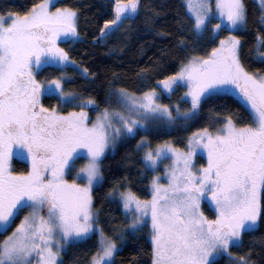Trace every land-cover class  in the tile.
I'll return each instance as SVG.
<instances>
[{
    "label": "snow or ice",
    "instance_id": "snow-or-ice-1",
    "mask_svg": "<svg viewBox=\"0 0 264 264\" xmlns=\"http://www.w3.org/2000/svg\"><path fill=\"white\" fill-rule=\"evenodd\" d=\"M140 7L141 0H115L114 15L104 21L97 39L112 37L136 18ZM184 7L187 23H179L206 41L204 54H186L174 74L140 96L111 88L102 111L94 98L65 90L70 78L64 69L76 61L59 44L79 40L78 10L39 0L24 13H0V235L5 237L0 264H62L59 255L66 245L93 238L96 245L86 264H115L124 234L116 229L106 234L93 200L103 181L106 152L118 140L148 133L149 125L187 122L209 100L232 96L240 110L194 132L186 150L168 141L153 148L147 136L136 144L146 169L172 161L165 169L166 183L160 176L152 178L150 199H141L124 184L113 187L105 199L122 206L121 227L130 234L149 230L150 264H216L220 254L230 257L231 264H257L251 252L233 258L231 251L264 225V71L245 66L248 7L245 0H185ZM257 25L256 59L264 63V10ZM180 44L184 52L188 45ZM45 66H56L61 75L39 80ZM82 74L92 75L87 68ZM180 88L186 89L180 100L189 108L160 103ZM45 95L56 98L57 106L45 107ZM60 105L79 111L61 114ZM89 108L99 113L94 121ZM199 153L206 154L207 164L196 169L193 160ZM15 158L27 160L30 170L17 173ZM80 160L85 163L77 170ZM205 199L214 203L215 219L201 211Z\"/></svg>",
    "mask_w": 264,
    "mask_h": 264
},
{
    "label": "trees",
    "instance_id": "trees-1",
    "mask_svg": "<svg viewBox=\"0 0 264 264\" xmlns=\"http://www.w3.org/2000/svg\"><path fill=\"white\" fill-rule=\"evenodd\" d=\"M36 2L39 0H0V13H24ZM245 3L249 11L248 32L243 41L244 53L249 57L245 60V66L251 71H264V63L256 59L258 53L255 51L257 21L262 9L256 0H245ZM184 4V0H141V7L134 20L126 21L112 37L97 39L104 21L113 16L112 0H56L57 7L78 10L79 40H63L59 44L76 61V66L64 69V74L70 78L65 90L85 98H94L102 111L106 107L104 101L111 88L122 87L129 92L142 94L150 87H156L157 81L166 75L174 74L186 54H204L206 41L199 40L190 26L183 27L179 23L180 20L187 23ZM180 41L188 45L184 52L180 51ZM210 50L211 46H207V51ZM84 68L92 75L85 77L82 74ZM59 75L61 72L56 66H45L37 78L43 81L46 77L56 78ZM184 91V88L177 89L170 98L163 96L161 102L169 105L180 103L183 111L190 107L180 100ZM41 99L45 107L57 106V99L53 96L45 95ZM113 107L119 106L113 102ZM59 108H63V105ZM239 110V101L235 96L226 100L214 98L187 122L171 127L164 123L149 125L148 133L140 132L135 138L118 140L114 149L109 148L101 165L103 181L101 186L94 189L93 200L95 207L101 209L99 226L105 229L106 234L113 235L112 229H116L126 236L125 244L114 258L115 264H150L151 259L149 230L145 228L135 235L130 234L126 228L121 227L125 225L122 207L105 199L113 187L121 184L131 186L141 199L150 198L153 174L144 166L142 150L136 148L138 141L147 136L152 147L168 141L176 147L184 148L187 138L200 128L208 127L213 118L222 119ZM200 161L202 159H198L199 163H203ZM12 167L18 173L29 170V165L20 158L13 159ZM203 208L211 215L212 209L207 202ZM4 238L0 235V240ZM96 240L93 238L79 246H68L63 253L62 264H86V257L94 250ZM231 251L233 258L251 252L252 259L260 264L264 260V225L244 237L243 247ZM216 264H231V258L222 257L216 260Z\"/></svg>",
    "mask_w": 264,
    "mask_h": 264
},
{
    "label": "rangeland",
    "instance_id": "rangeland-1",
    "mask_svg": "<svg viewBox=\"0 0 264 264\" xmlns=\"http://www.w3.org/2000/svg\"><path fill=\"white\" fill-rule=\"evenodd\" d=\"M196 2V0H193V3H195ZM256 2H257V4H258V6L262 9V10H264V5H262L261 4V2H260V0H256ZM184 3H185V0H184ZM62 40H63V38H62ZM186 90V89H185ZM137 96H140V95H142V94H136ZM85 98V97H84ZM160 103H162L161 102V100H160ZM164 104V103H163ZM68 108H66V106L65 105H63V108H59L58 109V111L59 112H61V114H67L69 111H79V109L78 108H74V107H72V106H67ZM87 111H88V113H89V117H90V119L91 120H95L96 119V116L99 114L98 113V111L96 110V109H94V108H89V109H87ZM197 132V131H196ZM141 140V139H140ZM139 140V141H140ZM139 141H138V143H139ZM159 144H161V143H159ZM156 146V145H155ZM154 146V147H155ZM153 147V148H154ZM176 147V146H175ZM176 148H179V147H176ZM179 149H184V150H186V148L184 147V148H179ZM108 152V151H107ZM106 152V153H107ZM142 153H143V151H142ZM144 154V153H143ZM143 154H142V156H143ZM198 159H202V161H200V162H203V163H199L198 162ZM23 161L24 162H26L28 165H29V170H30V163L27 161V160H24L23 159ZM85 163V161L84 160H80V161H78L77 163H76V165H75V168L78 170L83 164ZM172 163V161L171 160H164L162 163H160L159 165H158V168L156 169V170H150V169H148V170H150L151 172H152V178L153 177H155V176H160V177H162V180H161V182L162 183H166L167 182V180H166V177H165V169L168 167V165H170ZM193 163H194V165H195V168L196 169H199L200 167H202V166H206V164H207V157H206V154H204V153H199L195 158H194V160H193ZM101 165H102V163H101ZM28 170V171H29ZM102 171V170H101ZM18 173V172H17ZM75 177V171H73L72 173H71V175L68 177V179L69 180H71L72 178H74ZM151 185V184H150ZM150 198H151V193H150ZM150 198H148V199H150ZM205 202H207L208 204H209V206H210V208L214 211V213L216 214V209H215V205H214V203H212L211 201H210V199H205V200H203L202 202H201V211L204 213V215L205 216H207L209 219H211L212 217H211V215L210 214H208L205 210H204V208H203V205H204V203ZM122 207V206H121ZM122 211L124 212V210H123V208H122ZM45 215H46V210H45V213H44ZM24 215H27V211L24 213ZM215 218H216V216H215ZM214 218V219H215ZM21 219H22V216H21ZM128 220H129V222H130V220H131V216L129 215V217H128ZM19 223V220H18V222H17V224ZM13 230H14V227H13ZM11 234V231L9 232V235ZM149 239H150V237H149ZM125 241H126V236H124V238H123V240H120L119 242H118V247H119V250L122 248V246L125 244ZM67 245L64 247V249L60 252V255H59V260L60 261H62V258H63V253L66 251V249H67ZM223 255H225V254H220V255H218L217 257H216V260H218V259H220V258H222V257H224ZM33 264H35V260H33Z\"/></svg>",
    "mask_w": 264,
    "mask_h": 264
},
{
    "label": "flooded vegetation",
    "instance_id": "flooded-vegetation-1",
    "mask_svg": "<svg viewBox=\"0 0 264 264\" xmlns=\"http://www.w3.org/2000/svg\"><path fill=\"white\" fill-rule=\"evenodd\" d=\"M215 216H216V214L214 213V211L212 210V213H211V219H214L215 218ZM224 257L226 256V257H228L226 254L225 255H223Z\"/></svg>",
    "mask_w": 264,
    "mask_h": 264
},
{
    "label": "water",
    "instance_id": "water-1",
    "mask_svg": "<svg viewBox=\"0 0 264 264\" xmlns=\"http://www.w3.org/2000/svg\"><path fill=\"white\" fill-rule=\"evenodd\" d=\"M113 2H115V0H112ZM113 15H114V12H113Z\"/></svg>",
    "mask_w": 264,
    "mask_h": 264
}]
</instances>
